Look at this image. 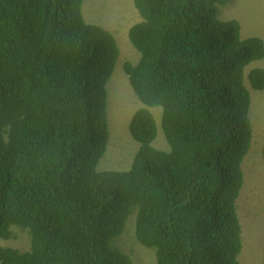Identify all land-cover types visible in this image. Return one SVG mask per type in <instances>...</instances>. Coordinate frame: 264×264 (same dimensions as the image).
Wrapping results in <instances>:
<instances>
[{"label":"trees","instance_id":"trees-1","mask_svg":"<svg viewBox=\"0 0 264 264\" xmlns=\"http://www.w3.org/2000/svg\"><path fill=\"white\" fill-rule=\"evenodd\" d=\"M230 1L134 0L140 60L124 70L144 105L129 126L140 148L129 170L101 171L116 38L86 21L84 0H0V238L17 227L32 240L0 246V264H135L115 246L132 215L156 264H241L246 68L264 40L220 19ZM248 81L264 91V69ZM150 107L168 152L153 146Z\"/></svg>","mask_w":264,"mask_h":264},{"label":"rangeland","instance_id":"rangeland-1","mask_svg":"<svg viewBox=\"0 0 264 264\" xmlns=\"http://www.w3.org/2000/svg\"><path fill=\"white\" fill-rule=\"evenodd\" d=\"M83 14L90 24L110 31L121 52L119 62L110 79L108 90L109 141L106 153L99 163L101 171H127L131 168L139 144L132 138L129 126L136 112L144 108L130 84L124 70L127 61L134 65L140 53L130 41L131 28L142 22L134 0H84ZM221 20H237L242 26V37H260L264 40V0H231L220 9ZM254 68L264 69V60L246 68V85L251 91L250 116L253 126L252 146L243 160L244 186L237 202L242 225L243 250L241 264H264V91L250 87L248 75ZM157 124V137L153 146L170 151L161 123L162 107H150ZM136 222L133 215L125 232L115 240V246L130 256L135 264H156V251L140 244L136 239ZM10 240L0 238V246L28 251L32 240L30 231L14 227Z\"/></svg>","mask_w":264,"mask_h":264},{"label":"clouds","instance_id":"clouds-1","mask_svg":"<svg viewBox=\"0 0 264 264\" xmlns=\"http://www.w3.org/2000/svg\"><path fill=\"white\" fill-rule=\"evenodd\" d=\"M118 62H119V61H118ZM116 67H117V66H116ZM153 108H154V107H153ZM129 131H130V129H129ZM130 134H131V133H130ZM132 138H133V137H132ZM108 141H109V140H108ZM137 143H138V142H137ZM138 144H139V143H138ZM139 148H140V144H139ZM156 149H157V148H156ZM158 150H159V149H158ZM138 151H139V150H138ZM161 151H162V150H161ZM165 152H168V151H165ZM136 154H137V153H136ZM132 164H133V163H132ZM132 216H133V215H132ZM132 216H131V217H132ZM131 217H130V218H131ZM128 222H129V221H128ZM127 225H128V223H127Z\"/></svg>","mask_w":264,"mask_h":264}]
</instances>
